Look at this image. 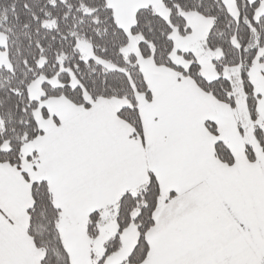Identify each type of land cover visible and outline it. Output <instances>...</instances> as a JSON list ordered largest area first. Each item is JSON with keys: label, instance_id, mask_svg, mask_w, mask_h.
I'll use <instances>...</instances> for the list:
<instances>
[{"label": "snow or ice", "instance_id": "6c2138e0", "mask_svg": "<svg viewBox=\"0 0 264 264\" xmlns=\"http://www.w3.org/2000/svg\"><path fill=\"white\" fill-rule=\"evenodd\" d=\"M0 264H264V0H0Z\"/></svg>", "mask_w": 264, "mask_h": 264}]
</instances>
